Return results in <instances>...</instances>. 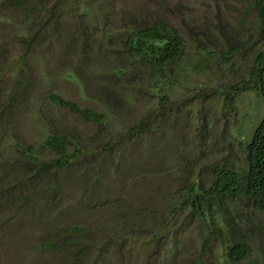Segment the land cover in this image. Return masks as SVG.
Listing matches in <instances>:
<instances>
[{
  "label": "rangeland",
  "instance_id": "rangeland-1",
  "mask_svg": "<svg viewBox=\"0 0 264 264\" xmlns=\"http://www.w3.org/2000/svg\"><path fill=\"white\" fill-rule=\"evenodd\" d=\"M158 18L184 40L180 79L149 90L151 99L130 92L107 106L124 26ZM255 24L250 0H0V211L21 213L1 223L0 248L28 264H264V213L238 207L247 252L227 262L176 189L185 161L196 158L193 177L206 182L214 160L235 159L264 115L251 91L225 106L211 90L243 73L249 51L193 70L198 44L224 32L244 46ZM52 93L105 120L77 115ZM51 134L71 157L63 167L51 166Z\"/></svg>",
  "mask_w": 264,
  "mask_h": 264
},
{
  "label": "trees",
  "instance_id": "trees-1",
  "mask_svg": "<svg viewBox=\"0 0 264 264\" xmlns=\"http://www.w3.org/2000/svg\"><path fill=\"white\" fill-rule=\"evenodd\" d=\"M8 1L21 6L24 2ZM250 2L256 13L254 39H250L243 46L241 40L230 37L228 39L224 32L210 31L209 34H217V39L209 38L205 43L198 44L195 54L197 61L193 64V70L201 73L212 67L211 60L224 62L240 52L249 51L250 56L246 60L243 73L231 80L224 92L222 86L213 87L211 90L216 95H224L225 106L233 103L235 95L251 91L261 100L264 111V0ZM124 27L122 48L114 49L115 72L108 75V83L114 90L108 87L110 90L103 92V97L107 94V98L103 99L105 104L112 98L117 105L121 101L125 102V96L130 92L153 98L154 93H149V90L153 89L158 94L165 82L169 81V84L175 85L181 75L179 67L185 63L184 40L177 29L164 19L158 18L143 26ZM213 74H216L215 71ZM122 79L126 83L124 86L119 85ZM49 98L81 117L98 123L105 120L104 113L82 108L76 102L57 94L52 93ZM158 99L162 104L167 97L161 95ZM45 146L59 156L51 166L63 167L70 161L71 157H66V145L58 134L49 135ZM22 153L26 154L25 149ZM236 153L233 160H214L206 182L193 177L197 159L185 161L179 167L180 175L176 187L180 193L181 204L188 208L190 215L197 216L206 224L207 235L212 240L221 242L225 261L231 263L240 262L247 252V242L240 234L243 231L242 226L248 220L239 213L238 207H251L264 213V115L250 138L246 142L238 143ZM71 230L78 231L74 228Z\"/></svg>",
  "mask_w": 264,
  "mask_h": 264
},
{
  "label": "crops",
  "instance_id": "crops-1",
  "mask_svg": "<svg viewBox=\"0 0 264 264\" xmlns=\"http://www.w3.org/2000/svg\"><path fill=\"white\" fill-rule=\"evenodd\" d=\"M16 201L18 200L16 199ZM20 214L16 213L13 208L11 209V211H0V225L2 222L7 223L9 221H12ZM2 245L3 247L0 248V264H28L23 256V253H19V251L14 252L9 245ZM30 250L32 251V246ZM8 260H10V262Z\"/></svg>",
  "mask_w": 264,
  "mask_h": 264
}]
</instances>
